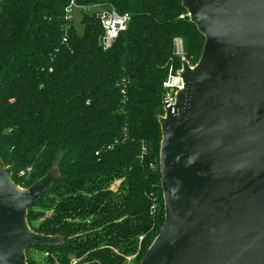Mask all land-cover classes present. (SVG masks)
Listing matches in <instances>:
<instances>
[{"label": "trees", "instance_id": "trees-1", "mask_svg": "<svg viewBox=\"0 0 264 264\" xmlns=\"http://www.w3.org/2000/svg\"><path fill=\"white\" fill-rule=\"evenodd\" d=\"M67 3L0 0V159L23 189L57 171L26 220L61 242L34 248L62 251V264H139L164 221L158 118L168 69L181 66L173 40L193 66L204 37L181 0H77L130 15L103 49L98 17L83 13L77 32Z\"/></svg>", "mask_w": 264, "mask_h": 264}, {"label": "water", "instance_id": "water-1", "mask_svg": "<svg viewBox=\"0 0 264 264\" xmlns=\"http://www.w3.org/2000/svg\"><path fill=\"white\" fill-rule=\"evenodd\" d=\"M181 3L204 43L162 97L164 221L139 264H264V0ZM11 173L0 159V264H26L29 247L61 242L26 220L58 174L23 189Z\"/></svg>", "mask_w": 264, "mask_h": 264}, {"label": "built area", "instance_id": "built-area-1", "mask_svg": "<svg viewBox=\"0 0 264 264\" xmlns=\"http://www.w3.org/2000/svg\"><path fill=\"white\" fill-rule=\"evenodd\" d=\"M94 6H96L97 9H95L93 13L98 17L103 31L98 38V42L103 49H108L119 36V34L127 29L128 23L130 21V15L127 13H118L111 5L98 4ZM74 8L88 10L95 7L81 6L77 3V0H68V3L64 9L65 20H71V14ZM183 17L184 15H180V18ZM173 45L174 54L179 56L181 61L185 60L182 40L178 37L174 38ZM180 70L181 66L180 68L175 69V67L171 65L168 69L167 77L162 83V86L165 89V97L171 104L174 102L176 91L182 86V80L179 76Z\"/></svg>", "mask_w": 264, "mask_h": 264}, {"label": "rangeland", "instance_id": "rangeland-1", "mask_svg": "<svg viewBox=\"0 0 264 264\" xmlns=\"http://www.w3.org/2000/svg\"><path fill=\"white\" fill-rule=\"evenodd\" d=\"M95 8H90L88 10H82L80 8H74L71 14V23L73 24L74 28L76 29L77 32H81L82 31V24H81V19H82V14L83 13H93V11L96 8V6H92ZM118 184L117 182H114L112 184V189H116ZM59 252H62L60 250L55 251H46L44 249H39V248H29L28 252H27V256H28V260L32 263V264H62L61 262H59V255L61 254ZM64 254H66L64 252ZM134 255L129 256V257H125V261L127 264H130V262H132V260L134 259ZM79 260L77 258H71L69 260V262L67 264H78Z\"/></svg>", "mask_w": 264, "mask_h": 264}]
</instances>
